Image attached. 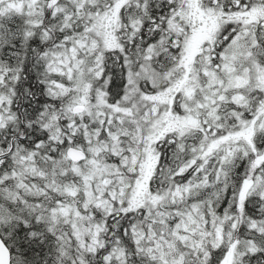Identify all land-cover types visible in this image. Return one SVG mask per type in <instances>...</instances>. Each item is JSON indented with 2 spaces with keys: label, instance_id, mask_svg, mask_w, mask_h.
Returning <instances> with one entry per match:
<instances>
[{
  "label": "snow or ice",
  "instance_id": "snow-or-ice-1",
  "mask_svg": "<svg viewBox=\"0 0 264 264\" xmlns=\"http://www.w3.org/2000/svg\"><path fill=\"white\" fill-rule=\"evenodd\" d=\"M0 264H264V0H0Z\"/></svg>",
  "mask_w": 264,
  "mask_h": 264
}]
</instances>
